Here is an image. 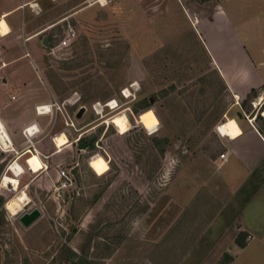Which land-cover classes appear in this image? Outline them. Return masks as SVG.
I'll return each mask as SVG.
<instances>
[{
    "label": "rangeland",
    "instance_id": "rangeland-1",
    "mask_svg": "<svg viewBox=\"0 0 264 264\" xmlns=\"http://www.w3.org/2000/svg\"><path fill=\"white\" fill-rule=\"evenodd\" d=\"M135 9L141 7L130 0L94 3L81 12L86 18L56 25L46 44L38 38L27 42L28 69L17 78L35 86L15 90V100H22L17 113L34 108L27 101L36 96H44V103H61L77 92L81 101L66 107L74 126L65 124L59 110L38 120L34 140L40 142L31 147L32 154L16 157L0 151V187L3 181V187H16L13 192L0 188L8 196L0 205V264H130V259L156 264L163 250L174 261L170 197L180 178L189 176L194 158L220 150L216 126L226 115L237 118L236 110L244 114L249 105L228 112V97L181 10L174 9V24L157 18L156 25L148 26L131 22ZM67 25L74 28V37L66 35ZM155 35L167 41L154 42ZM36 42L39 49L34 51ZM131 83H136L135 93L126 97L122 90ZM11 90L2 89L0 96H9ZM110 99L118 103L114 109L95 112L91 107L94 101ZM80 105L86 110L76 119ZM119 112L131 124L123 134L107 121ZM10 121L13 131L21 128L16 125L20 115ZM62 132L69 141L54 152L53 138ZM31 168L45 172L38 176ZM62 168L70 184L58 197ZM181 169L184 174L176 176ZM21 190L28 195L24 206L15 198ZM16 205L21 212L38 207L41 216L24 227ZM160 223L168 227L166 232H159Z\"/></svg>",
    "mask_w": 264,
    "mask_h": 264
},
{
    "label": "crops",
    "instance_id": "crops-1",
    "mask_svg": "<svg viewBox=\"0 0 264 264\" xmlns=\"http://www.w3.org/2000/svg\"><path fill=\"white\" fill-rule=\"evenodd\" d=\"M130 1L141 7L134 10L131 22L148 26L156 25L157 18L161 23L174 24V9L181 10L200 39L228 97V112L233 107L241 108V104L249 105L244 114L236 110L237 118L226 115L219 123L222 135L218 133V152L194 158L189 176H182L183 169L176 174L182 176L181 185L170 197L175 221L170 230L176 254L171 261L166 259V251H159V259L154 262L264 264V122H256L264 121V0ZM94 3L92 0H0V19L8 26L5 34L0 33V62H5L0 68L4 76L0 80V92L7 87L12 89L9 96H0V119L13 144V148L3 152L10 151L18 157L29 153L32 146L36 148L40 141H35V133L28 129L37 127L38 120L46 118L35 112V106L45 102L44 96L27 101L34 108L17 113L21 112L22 100H15V90L35 86L17 78L28 69L27 42L44 39L56 25L70 18H86L81 12ZM59 4L63 6L56 9ZM153 41L167 40L155 35ZM31 47L34 51L39 49L37 42ZM258 107L261 117L255 115L249 120ZM17 115L22 124L14 123L21 128L13 131L10 120L11 117L16 120ZM19 137L23 138L22 143ZM47 152V156L52 153ZM220 153H225L223 158L219 157ZM26 159L30 169L28 156ZM30 171L39 172L38 176L45 172L42 168ZM158 227L159 232L168 230L165 224ZM130 260V264L152 263L147 259Z\"/></svg>",
    "mask_w": 264,
    "mask_h": 264
},
{
    "label": "built area",
    "instance_id": "built-area-1",
    "mask_svg": "<svg viewBox=\"0 0 264 264\" xmlns=\"http://www.w3.org/2000/svg\"><path fill=\"white\" fill-rule=\"evenodd\" d=\"M111 1L112 0H104L105 4H107L108 2H111ZM94 2L101 4V0H94ZM66 35L70 36V37L75 36V30L72 26L67 25ZM4 65H5V62L1 61L0 62V68L3 67ZM3 78H4L3 73L0 71V80H2ZM135 84L136 83H131L129 85V87H126L125 89H123L122 94L125 95L126 97L130 96L131 94L133 95L135 93V90H136V88L134 87ZM125 90H127V93L124 92ZM112 100L116 101V99H110V100L105 101L104 103H101L100 101H94L92 103L91 107L94 109L95 112H97L98 110H103L104 107L114 109L118 103L116 101V105L114 107H112V104L110 103ZM80 101H81V96L77 92H74V93L70 94L68 97L64 98L61 103H58L56 100H52L49 103H43V104L36 105L35 106V112L39 115H44V114H49L52 111L56 112L57 110H59L62 113L63 117L65 118V124L67 126H74L73 119H71L69 113L66 110V107L75 105ZM80 106H84V105H80ZM74 117H75V114H74ZM32 125H33V123L30 124L29 126L25 127L24 130L28 127H31ZM28 130H31V131H29V132H31V134H34L38 131L37 127H33V126L31 127V129H28ZM1 132L3 133V135L2 136L0 135V150L5 151V150H9V149L13 148L12 141H11L7 131H6V128H5L2 120L0 119V133ZM224 155H225V153H220L219 157L223 158ZM13 162H15V161H13ZM8 167H10V165H8ZM58 175H59V182H58V185L56 186V194L58 197H61V195L64 192V189L70 184V179H69L64 168L59 170ZM248 238H250V235H248Z\"/></svg>",
    "mask_w": 264,
    "mask_h": 264
},
{
    "label": "bare ground",
    "instance_id": "bare-ground-1",
    "mask_svg": "<svg viewBox=\"0 0 264 264\" xmlns=\"http://www.w3.org/2000/svg\"><path fill=\"white\" fill-rule=\"evenodd\" d=\"M100 5H102V6L105 5L104 0H101ZM7 31H8V26L5 22V20L0 19V33L5 34ZM124 92L127 93V90H125ZM110 103L112 104V107H114L116 105V101H114V100H112ZM107 121H109L111 124H113L115 126V128L117 129V131L120 132V134L127 132L128 129L131 128V124H130L129 119L127 118V115L125 114V112H119V113L113 114V116L110 119H108ZM229 122L231 123L232 121H229ZM230 123H228V125H230ZM220 125L221 124H219L217 127V132L219 134H220V129H219ZM0 135L2 136L3 133L1 132ZM220 135H222V134H220ZM53 141H54V144L56 147L54 152H58L64 146H66V144L69 140L67 139V136L65 135V133L62 132V133L54 136ZM15 198H16L17 202L19 204H21L22 206H24L28 202V195L25 192V190L19 191L15 195Z\"/></svg>",
    "mask_w": 264,
    "mask_h": 264
},
{
    "label": "water",
    "instance_id": "water-1",
    "mask_svg": "<svg viewBox=\"0 0 264 264\" xmlns=\"http://www.w3.org/2000/svg\"><path fill=\"white\" fill-rule=\"evenodd\" d=\"M44 44H46V39H43ZM85 106H80L76 113L75 118L79 119L85 112ZM82 146V142L79 143ZM41 210L38 207H33L29 211L21 212L18 216V220L24 227L30 226L37 218L41 216Z\"/></svg>",
    "mask_w": 264,
    "mask_h": 264
},
{
    "label": "trees",
    "instance_id": "trees-1",
    "mask_svg": "<svg viewBox=\"0 0 264 264\" xmlns=\"http://www.w3.org/2000/svg\"><path fill=\"white\" fill-rule=\"evenodd\" d=\"M146 104V103H145ZM145 104H142V105H140V108H144L145 107ZM261 116L259 115V113H256V118H260ZM83 140H84V138H83ZM90 142L92 143L93 141H94V137H91L90 139ZM156 142V144L158 143V140L157 139H154ZM163 141L165 142L166 141V139H163ZM160 151L161 152H163V148L161 147V149H160ZM32 152V150L31 149H29V154ZM14 163V162H13ZM20 183V182H19ZM3 185H4V181H3V183H2V187H0V188H3V189H8V190H10L11 192H13L14 190H15V188L16 187H11V188H6V187H3ZM19 186H20V184H18ZM8 198V196L3 192V191H1V189H0V205H2L4 202H5V200ZM23 210V208L21 207V206H19V205H16V209H15V214H18V213H20L21 211ZM71 254H72V256H76V253L74 252V251H72V250H70V256H71ZM66 261H69V259L68 258H66ZM80 261H83L82 259L80 260ZM79 261V262H80ZM223 261V260H222ZM71 264H79V263H77V262H75V263H72L71 262ZM221 264V263H220ZM222 264H223V262H222Z\"/></svg>",
    "mask_w": 264,
    "mask_h": 264
}]
</instances>
